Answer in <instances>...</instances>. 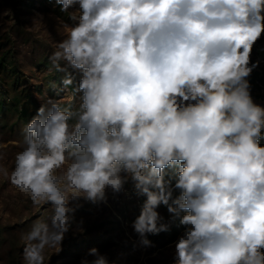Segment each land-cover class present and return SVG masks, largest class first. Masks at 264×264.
<instances>
[{
  "label": "clouds",
  "instance_id": "9594fccd",
  "mask_svg": "<svg viewBox=\"0 0 264 264\" xmlns=\"http://www.w3.org/2000/svg\"><path fill=\"white\" fill-rule=\"evenodd\" d=\"M55 3L73 21L49 57L62 95L23 126L8 176L52 208L24 236L26 264L63 250L81 200L107 203L129 182L145 197L141 246L179 220L174 264H264V105L248 80L264 0ZM81 264L108 259L93 247Z\"/></svg>",
  "mask_w": 264,
  "mask_h": 264
},
{
  "label": "rangeland",
  "instance_id": "374dc122",
  "mask_svg": "<svg viewBox=\"0 0 264 264\" xmlns=\"http://www.w3.org/2000/svg\"><path fill=\"white\" fill-rule=\"evenodd\" d=\"M61 21L73 22L55 0H0V103L5 105L0 109V264H26L25 234L34 222H48L52 215L50 204H33L8 176L23 147V126L49 97L62 95L57 89L63 73L49 70V57L57 42L65 38ZM262 40L264 37L257 42ZM254 49L255 45L252 62H256ZM248 80L254 101L264 105V72L255 68ZM70 100L64 95L61 102ZM144 199L136 195L129 182L121 193L108 191L107 203L81 200L63 250L55 254L54 249H46V264L48 257L50 264H81L93 247L107 256L108 264H174V242L183 234L184 226L177 220L169 231L148 236L153 247L141 246L132 222L140 214ZM158 210L167 221V209L161 206Z\"/></svg>",
  "mask_w": 264,
  "mask_h": 264
},
{
  "label": "built area",
  "instance_id": "2783aa9c",
  "mask_svg": "<svg viewBox=\"0 0 264 264\" xmlns=\"http://www.w3.org/2000/svg\"><path fill=\"white\" fill-rule=\"evenodd\" d=\"M255 57H256V62L258 61V67H256V69L258 71L264 72V40L257 42L255 44ZM257 75H259V73L256 71ZM256 80V78H255ZM257 83L260 86H263L261 79L257 78ZM256 102V101H255ZM258 103V102H256ZM259 104V103H258Z\"/></svg>",
  "mask_w": 264,
  "mask_h": 264
},
{
  "label": "trees",
  "instance_id": "16d2710c",
  "mask_svg": "<svg viewBox=\"0 0 264 264\" xmlns=\"http://www.w3.org/2000/svg\"><path fill=\"white\" fill-rule=\"evenodd\" d=\"M4 106H5V105L1 102V103H0V109H1V110H4V109H5ZM22 115L25 116V112H24V110H23ZM261 143L264 144V140H262ZM169 175H170V176H171V175H174V173L170 171V172H169ZM176 234H177V231H174V232H173V235H176Z\"/></svg>",
  "mask_w": 264,
  "mask_h": 264
}]
</instances>
